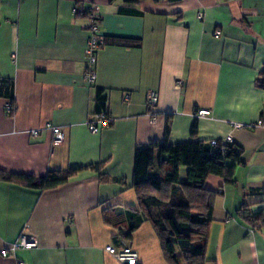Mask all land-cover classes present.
<instances>
[{"label": "crops", "instance_id": "1", "mask_svg": "<svg viewBox=\"0 0 264 264\" xmlns=\"http://www.w3.org/2000/svg\"><path fill=\"white\" fill-rule=\"evenodd\" d=\"M75 8L96 10L106 42L91 85L84 53L90 20ZM263 67L264 0H0V78L13 81L15 103L10 115L9 101L0 97V173L43 177L100 163L106 177L83 169L44 190L0 179V252L22 234L38 241L34 249L0 255V264H121L106 251L120 240L103 210H139L132 187L135 148L165 138L188 141L194 123L200 141L232 134L244 160L233 184L214 175L205 181L217 193L206 264H264V228L251 226L240 211L261 210L264 126H230L260 118L264 89L255 81ZM97 90L107 97L112 123L93 134L87 122ZM149 91L158 94L152 111ZM203 109L209 115L194 116ZM47 123L63 131L62 142H53L43 129ZM33 129L40 130L36 137L29 134ZM122 244L137 252L138 264H168L148 221Z\"/></svg>", "mask_w": 264, "mask_h": 264}, {"label": "trees", "instance_id": "2", "mask_svg": "<svg viewBox=\"0 0 264 264\" xmlns=\"http://www.w3.org/2000/svg\"><path fill=\"white\" fill-rule=\"evenodd\" d=\"M125 1L136 4L140 0ZM87 13L75 8V14L86 16ZM115 40L122 44L129 43L126 39ZM255 82L257 87L264 89V67ZM0 97L9 101V114H13L14 85L11 79L0 78ZM98 112H105L109 116L107 97L100 90L96 91L95 98V113ZM259 119L264 120V110ZM196 135L197 126L194 123L188 141L170 143L165 138L161 143L135 148L132 187L137 195L139 210L122 213L113 208L103 210L105 222L118 229L120 243L115 239L119 245L116 249L126 246L122 243L129 241L132 233L145 220L153 226L168 264H206L208 229L217 193L208 190L205 181L208 176L214 175L221 177L224 183L233 184L235 168L244 160L242 148L233 142L224 143L216 139L215 144H211L210 141L196 139ZM181 167L186 168L183 180L180 179ZM83 169L96 170L101 179H106L100 163L50 170L43 177L1 172L0 179L44 190L67 182ZM240 211L251 226L264 228L262 209L252 213L244 206Z\"/></svg>", "mask_w": 264, "mask_h": 264}, {"label": "built area", "instance_id": "3", "mask_svg": "<svg viewBox=\"0 0 264 264\" xmlns=\"http://www.w3.org/2000/svg\"><path fill=\"white\" fill-rule=\"evenodd\" d=\"M87 13V17L90 20L89 25V36L86 43L85 48V58H86V71H85V80L88 84H94L96 80V71H95V64L97 61V54L99 50L105 46V40L101 36L99 32V26H98V15L96 13V10L94 8L89 9ZM198 18H202V14H198ZM177 87H179L180 82H176ZM124 100H129V95H124ZM158 102V94L154 91H149L146 97V106L152 111ZM5 111L9 113L11 111L10 103L7 102L5 106ZM209 115L208 110H198L194 113L195 117H204ZM156 116L153 114L151 115V121L154 123L156 121ZM112 119L110 116H108L105 112H98L93 113V115L90 117V119L87 122V128L88 130L95 134L101 131L103 128L108 127L111 125ZM231 129L237 130L242 128H253L256 126H264V120L258 119V121L254 124L249 125H243L239 123H233L230 125ZM43 129L48 130L51 132L52 140L54 143H60L64 140V133L63 131L56 126H52L51 124L47 123L44 125ZM40 130L39 129H33L30 131V135L32 137H36L39 135ZM224 143H232L233 137L232 134L226 135L223 139H221ZM216 139L210 140L211 144H215ZM261 209L264 211V193L263 198L261 201ZM38 246V241L35 237L30 236L28 234H22L19 239L14 242L8 250H2L0 252L1 256H7L8 251H15L17 249H34ZM106 251L113 255L121 264H138V254L137 252L132 249L129 246H124L121 248H114L112 246H107Z\"/></svg>", "mask_w": 264, "mask_h": 264}]
</instances>
